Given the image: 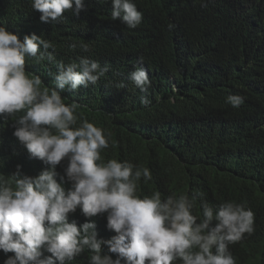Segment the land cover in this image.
<instances>
[{"label":"trees","instance_id":"16d2710c","mask_svg":"<svg viewBox=\"0 0 264 264\" xmlns=\"http://www.w3.org/2000/svg\"><path fill=\"white\" fill-rule=\"evenodd\" d=\"M182 1L135 0L143 21L129 29L111 20V0H85L79 16L66 12L55 24L41 22L31 0H0V26L16 24L21 40L35 33L50 41L57 62L88 57L108 66L97 85L61 93L65 104L76 105L77 126L87 119L111 133L103 160L149 168L152 180L138 182L141 196L159 191L165 199L198 190L213 207L245 204L255 215V232L232 254L237 264H264V0H210L207 10L205 4L186 10ZM141 57L152 81L148 93L129 79ZM25 67L41 78L42 88L55 87L49 75L57 72L55 63L26 60ZM230 95L244 103L232 107ZM11 133L0 118V138ZM13 170L0 163V175L11 177ZM89 219L108 229L100 239L116 235L106 214L87 218L77 209L69 215L78 226ZM7 256L0 251V264ZM71 264H89V257Z\"/></svg>","mask_w":264,"mask_h":264},{"label":"clouds","instance_id":"9594fccd","mask_svg":"<svg viewBox=\"0 0 264 264\" xmlns=\"http://www.w3.org/2000/svg\"><path fill=\"white\" fill-rule=\"evenodd\" d=\"M209 1L181 3L186 10L199 4L207 10ZM111 5L112 21L129 29L142 24L135 0ZM31 6L51 24L86 9L85 0H31ZM15 27L0 26V118L12 131L0 138V163L14 168L11 177L0 175V251L14 254L4 264H71L82 254L89 264H237L236 243L255 232L251 208L234 201L213 207L198 190L165 199L159 191L139 195L138 182L152 180L150 169L127 160L105 162L101 153L111 133L87 119L77 126L76 105L61 95L97 85L109 67L88 57L57 62L50 41L35 33L21 40ZM79 47L89 52L87 44ZM26 60L55 63L57 72L49 73L55 87L42 88L41 78L26 71ZM142 63L141 57L129 79L148 93L152 81ZM141 102L151 103L147 95ZM226 102L239 108L244 98L230 95ZM77 209L87 218L106 214L116 235L100 239L108 230L102 221L70 222Z\"/></svg>","mask_w":264,"mask_h":264}]
</instances>
